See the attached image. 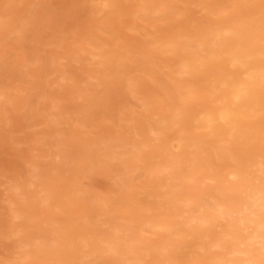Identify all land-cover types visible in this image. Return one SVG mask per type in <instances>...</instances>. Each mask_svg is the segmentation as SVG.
Listing matches in <instances>:
<instances>
[{"label": "bare ground", "instance_id": "6f19581e", "mask_svg": "<svg viewBox=\"0 0 264 264\" xmlns=\"http://www.w3.org/2000/svg\"><path fill=\"white\" fill-rule=\"evenodd\" d=\"M124 1H130L131 4L127 5L126 8H132L130 11L132 15H137L139 13H144V15L147 13H149V15H152V13L161 14L165 13L167 9L172 8V3L169 0H96V6L98 8L96 10H98L99 13H105L107 9L109 14H113L115 11L116 13H120L123 9L121 5ZM222 1L220 5L224 2L228 4L226 2L228 0ZM230 1V6H228V4L227 9H223L220 5H217V2H211L209 5L204 6L209 16V22H207V24L210 23L207 28L206 24L205 29H196L192 33L188 32L189 29L172 31L171 34H164L160 38H151L152 40H149L151 44L153 43L164 52H170L173 55L171 59L173 62L172 64L169 63V66H173L176 74V77L171 78L174 86L172 89L173 95L176 98V103L169 108L168 112L162 114L157 113L152 109L154 104L151 103V101L144 102L142 98H138L142 101V106L145 107L143 111L141 110L143 112L142 115L145 116L144 119L147 120L146 117L148 115L153 116L157 114L158 118L155 121L157 126L147 128L145 132H142V126L144 124L142 121H144V119H142L141 122L135 123L131 128L138 129V133H135V136L139 137V139H135L134 137H130L129 139L128 137L120 138L121 136L119 138H114L106 135L107 138L99 139L100 141L96 143L95 141L88 142L87 140L79 141V138L71 140L67 138L69 140L67 144H71L70 142H72V144H77L75 153L65 155L62 150L63 152L57 155L59 159H63V161L71 162V164L75 163L76 167H69V170L71 168L72 172H70V174H73L70 179L72 178L74 181H77L83 169H85L86 172L91 169L99 170L97 167L105 168V165L108 167L117 166L116 163L115 165L112 162L114 160L119 161L118 156H121L120 154L124 151L122 148L125 147L127 150L126 147L129 146L131 151L128 150L127 153H130L132 159L137 157L138 162H142L143 166L141 164V166H137L138 163L136 160L135 163H137V165L131 163L129 166L127 164L123 169H119L120 182L122 183L124 181L129 185L127 187H130L131 178L135 175L134 172L142 168L149 170V174L157 171L158 173L164 172L166 175H171V184L167 192V197H169L168 200L170 204L173 205L176 214H161L159 212L149 214L147 212L151 207L134 208L130 201L129 203L121 204L124 209H118L119 211L117 210L115 213L119 215L115 218V215L113 216L112 213L116 208L115 204L120 203V201H116L117 203L114 202L115 200L111 201L112 198L109 196L111 194L110 191L106 192V194L110 193L108 195V197L111 198L110 200L101 199L103 193H101L102 195L97 193L101 198L99 199V197H97V200L95 196H91V201L93 197L96 199L93 202L96 203V201H99V205L102 204L105 207L108 200L115 206L114 210L112 207L109 213H107L110 219L107 217L108 220H104V224L108 226V229L106 228V230L99 231L96 227L97 225L99 226L101 220L98 219L100 221L99 224L96 225L94 223L96 221H94L93 224L91 222L92 220H86L89 213L83 216V212H81L82 216L80 215L79 217L77 216L78 219L76 218V225H73V221H70L68 224L69 229L64 230V227H61L60 230L55 231L54 237H52L51 240L45 239L43 236L34 238L32 244L38 246L40 253L43 255L41 259H47V257H49L53 260V264H75L76 262L73 263V261L76 259L78 253L77 250L74 249V245L78 242L81 243V249L83 246L88 247L90 245L84 242L87 238L84 230L87 227L86 225L90 226L91 224V226L96 225L92 228V238L94 242L98 241L97 243L103 247L101 252L115 256L116 264H145L143 259L144 254H148V252L153 249L160 251L163 260L160 261L155 259L146 264H182L179 259L178 250L181 245L180 240L184 237V234L193 236L194 239L197 240V248L202 251V253H199L195 257L193 264H264V0H249V2L247 0L244 2H242L243 0ZM225 6L226 5H224V7ZM21 12L20 16H23ZM14 13L16 12L14 11ZM131 14L128 13L129 16H132ZM13 16L14 18L12 19L18 21L17 17L19 15H16L17 17H15V15ZM11 21H13L14 24L16 22L9 18L8 22H0V28L7 27L5 26L7 23L8 26L11 25L9 24ZM24 21L27 22L28 20L25 19ZM11 26L6 28V30H10H8L9 33L21 31L20 27L17 26L10 29ZM6 30H2V32L5 31L4 33H6ZM89 32L92 34L88 33L87 35V32L84 34L86 40L89 39H87L86 36L93 35V31ZM4 33H1L3 37ZM84 37L81 41L86 44L84 42ZM112 39L108 41L105 37H95L92 41L90 40L87 43V46H84L80 41L83 46H80L81 49L79 50L87 52V56L84 57V60L85 58L92 60L91 62L99 66V69L100 66L115 67L114 69L108 67V69L110 68V72L114 70L113 74L112 72L108 74L109 76L117 73L119 77L120 75L126 77V72L128 75L131 74V72L129 73L130 69L129 71L127 69L124 70L126 72L123 74L122 67L126 66L123 65L122 61L130 58L127 57V54L131 53L130 55H132L135 53V51H130L135 45L130 48L131 45L129 43H125L126 45L122 42H120V44L114 43V39ZM77 41L79 42V40ZM149 41L144 42L145 45H148ZM88 45H90V47ZM133 49L135 50L137 48ZM74 53L76 52L74 51ZM65 55L66 53L55 54L54 58L53 56L51 57V61L54 60L53 62H58L65 58ZM68 58L77 62L75 56H68ZM83 63L84 62H82V64ZM119 63H122V66H118L117 64ZM113 64L120 68H116ZM84 67H87L86 64ZM127 68L129 67L127 66ZM101 69L104 70V68ZM96 71H99L98 68L97 70L91 71L92 79L97 77L96 74L98 72ZM132 71H134L133 68ZM102 77L97 78L101 85L103 82ZM119 77L117 78L118 80ZM53 79L57 81L56 77ZM53 79L48 80V82L50 81V86L53 82L55 83ZM57 79H59V77ZM104 79L107 80V77H104ZM108 79H110V77H108ZM123 80L126 81L127 86V79L123 78ZM131 80H133V78H131ZM135 81H133L134 84L130 81L129 87L132 84L131 87L134 88L133 85H135ZM24 82L26 83V78ZM111 82L108 81V84ZM49 83L47 84L49 85ZM199 83H201V86H199ZM37 84L38 83H35L33 87L37 86ZM23 88L24 86L21 87V89L12 88L17 90V93H21V95H15L7 101L21 102L22 106L24 104H29L30 102L27 100V97L22 96V92L24 91ZM4 91L0 90V98L5 95ZM135 93L137 94L139 92L134 91V95H136ZM45 95H47V93L41 96L45 97ZM48 95L50 96V94ZM52 97L53 96H50V98ZM133 97L136 98V96ZM199 98H202V100H200L202 105L195 108V104H197L196 101ZM5 104L6 103L3 105ZM50 106L51 105H49V107ZM49 107L47 109H49ZM54 107L57 108V106H52L51 108L53 109ZM60 111L61 113L58 114L56 112V115L50 112L52 113L50 115V121H57V123H59L58 121L61 119L59 118L60 115L64 112L66 115V112H69L63 109ZM78 113H80V111ZM86 113L84 119H82V116V120L88 119L87 117L92 111L90 113L88 112L89 114ZM136 113L138 115L140 114L139 112ZM137 114H132L133 118H135L134 116ZM142 115H139V117H142ZM137 116L135 119H138ZM135 119L134 121L136 122ZM72 120L74 121V119ZM162 123H168L169 129L181 127L178 135L172 137L168 141H164V127L161 125ZM52 131L54 135L55 130ZM118 136L119 135H117V137ZM161 136L162 138H160ZM47 137H49V135ZM49 138H52L51 135ZM95 138L96 137H94V139ZM53 139L57 140L56 136H53ZM85 139L87 138L85 137ZM61 141L62 139L60 143L63 146ZM207 142L212 149H220L225 159H221L223 161L216 168H213L212 165L209 164L208 155H205V151H202V146ZM58 144L54 147L50 144V147L55 148ZM95 144L97 145L94 146ZM92 145L95 148H92ZM145 148L147 149L146 151ZM154 148L156 149L154 150ZM178 148L181 149L182 155L173 151V149ZM119 149H121L122 152H120L121 150L119 151ZM152 151L153 153H151L149 157H146V155ZM240 153L245 154L246 158H241L239 156ZM124 159H120L122 165L127 163L126 160H128L125 159L124 161ZM156 159H159L160 163L156 162ZM107 163L112 164L108 165ZM31 166L33 167L31 173L32 178L29 179L28 177L29 180L27 179V184L36 185L39 202L47 206L51 204H62L64 209L74 212L71 208L73 206L71 205L76 204L79 198H73V200L72 197L74 196L72 195V197H70V194L66 192L68 186L69 189L75 186L72 183L69 184L72 182V179L69 181L67 180V184L63 182L65 185H68L64 190V188L61 187L62 183L59 184L60 176L59 178L57 176L54 177V175L51 174L52 172H50V174L47 173L49 171L43 173V168L38 164H31ZM81 167L85 168L81 169ZM74 169L77 170L76 173ZM66 173H68V170ZM74 181L73 183L75 184ZM124 182L123 184H125ZM11 184L8 190L10 189L14 197H17V200L11 199L12 204L18 203L25 207V210L20 206L11 208L12 218H30V216H27L30 211H26V209L33 198L30 195L34 193L30 194L29 191H27L30 186L25 189L24 184L21 182L19 183L16 181L13 185ZM0 185H3V182ZM116 185L119 184L116 183ZM81 186L82 185L78 187L81 188ZM78 187L74 190L75 192H80V188L78 189ZM71 190H69V192L74 194L75 192H71ZM91 191L90 194L88 191L89 197L92 194ZM94 194L95 193H93V195ZM106 197L107 195L105 198ZM75 199L77 200L75 201ZM127 200H129V197ZM111 202H108V204H111ZM9 205H11V203ZM62 206L58 209L63 210ZM89 206H91V204ZM96 206L94 205V207ZM103 206L100 208L98 206L95 209L98 211L100 209L101 211ZM94 207L91 209L93 212ZM110 207H108V210ZM75 209L78 210V208ZM86 209L84 211L85 214L87 213ZM97 210L95 212H97ZM102 210L108 211L105 210V208H102ZM76 212L77 211H75V213ZM98 213L100 212H97V215ZM102 213L104 215V212ZM97 215L95 214L96 217ZM100 215L102 214L100 213ZM99 217L101 216L98 215V218ZM79 219L82 221H78ZM116 220L121 221L117 223ZM218 226L221 227L220 230H215L213 233L209 231V229L213 230ZM58 228L60 227L58 226ZM88 229H90V227ZM89 231L87 232L89 233ZM78 232L82 234L80 235ZM146 234L157 236V240L153 241L148 238ZM75 235L77 238H74L76 237ZM47 241L51 242L46 243ZM24 245L30 244L25 243ZM90 249L91 251L93 250L92 253L87 250L85 252L86 256L96 254L95 252H97V249H92V246ZM81 255L82 258H84L82 253L80 256ZM30 257L32 258L31 264H49L45 263L44 260H39L36 257L34 258L33 255L29 253H25L23 259H28ZM77 259L79 258L77 257Z\"/></svg>", "mask_w": 264, "mask_h": 264}, {"label": "rangeland", "instance_id": "374dc122", "mask_svg": "<svg viewBox=\"0 0 264 264\" xmlns=\"http://www.w3.org/2000/svg\"><path fill=\"white\" fill-rule=\"evenodd\" d=\"M169 1L172 3V8L167 9L165 13H152V15H149V13H147L148 15L146 13V15H144V13H139L140 15H132L130 13L132 8H126L127 5L131 4L130 1L123 2V4L121 5V8L123 9L120 13H116L115 11L113 12V14H109L107 12L108 9L105 10L107 13H99L98 10H96L98 9L96 6V0H0V22H8L9 18L16 21V19H12L14 18L13 15H15V17L19 15L17 17L18 21H16L15 24L13 23V21H11L9 24L13 26H9H11L10 29L16 26L20 27L21 29L20 32L18 31L19 33H9V29L6 30V28L9 27L8 23L5 25L7 27L0 28L1 33L5 32H2V30H6V33H4V37L0 33V90H5V95L0 98V101L6 103L5 105H3L4 103L0 102V184H2L3 182V185H0V264H31V257L28 259H23L25 253L33 255L34 258L36 257L39 260H44L45 263L53 264V260H51L49 257H47V259H41L43 255L40 253L38 246H36V244H32V242H34V238L43 236L45 239L51 240L52 237H54L55 231L60 230L61 227H64V230L69 229L68 224L70 221H73V225H76V221L78 219L77 216H82L81 212H83V216H86L89 213L87 215L88 217H86V220L90 219L89 221L92 220V223L96 221L94 222L96 225L99 224V220H101L103 224L100 222L99 226L97 225L96 228L99 229V231L106 230L108 226L104 224V220L107 219V217H109L110 219V216H108L107 213H109L112 207L114 210L115 206H113V203L111 202L113 200H115V203L120 201V203H118L120 206L114 203L116 205V208L112 214L113 216L115 215V218L117 217V215H119L115 212L118 209H124L122 205L124 203H129L130 201L134 208L151 207V209L147 212L149 214L158 212L161 214H176L173 205H171L170 201L168 200L169 197H167V192L171 184V175H166L164 172L158 173L157 171L149 174V170H145L144 168H142L135 171V175L132 174L135 177L133 176L131 178L130 187H127L129 185L126 184L123 180L122 181L126 184V186L125 184H123V182H120L121 180H119V169H123L127 164L129 166L131 163H134L135 165H137L138 163L137 166H143L142 162H138L137 157L132 159L129 152L128 155L127 151H131V148L129 146L126 147L127 150L125 149V147L122 148L124 151L122 154H120L121 156H118L119 161L114 160L112 162L113 164L116 163L117 166L108 167L105 165V168L103 167L104 169L102 167H97L99 170L91 169L92 172L91 170L85 172V169H83V172H79L80 175L77 181H74L71 178L72 182H70L69 184L72 183L76 187L82 185L81 188L78 187V189L80 188V192L74 191L76 189L75 186H72V188L69 189V186L65 185L68 183L66 182L67 180H71L70 177L73 174H70V172H72L71 168L76 167L75 163L71 164V162L63 161V159H59V157L57 156L63 151L65 155L75 153L77 144H72V142H70L71 144H67L69 143V140L74 138H79V141L87 140L88 142L95 141L96 143H98L105 137L107 138L108 135L109 137L111 136L114 138H119L121 136L120 138L128 137L129 139L130 137H134L135 139H139V137L135 136V133H138V129L131 128V126H133L135 123L141 122V120L145 118V116L142 115V111L145 108L142 106V101H151V103L154 104V107H152V109L155 112L161 114L168 112L169 108L175 105L176 98L173 95L174 93L172 87L174 88V86L171 78L176 77V74L173 66H169V63L172 64L173 62L171 61L173 55L170 52H164L157 45H154L153 43L151 44V41L149 40L160 38L164 34H171L172 31L174 32L178 30L189 29L190 31L188 30V32L192 33L196 29H205L207 22H209V16L204 6L209 5V3L211 2H217V5H220V2L222 0ZM244 1L246 0H243L242 2ZM247 1L249 2V0ZM226 2L229 4V2L231 1L228 0ZM12 3L14 6L12 5ZM224 3H222L223 6H220L223 9H227L230 4L228 5ZM224 5H226V8L224 7ZM20 9L22 10V12ZM14 11L16 13H14ZM20 12L23 16H20ZM9 13L11 14V17ZM128 13L135 18L129 16ZM25 19H27L28 21H24ZM208 24L206 28L209 26ZM89 31H93V35L86 36L87 39L89 38L88 40H86L84 34L87 32L86 34L88 35V33H91ZM98 35L100 37H105V39L107 38L108 41L113 38L114 43H129L131 45L130 48L133 47V45L136 46H134L133 48L137 49L134 50L132 48L130 50L133 52L135 51V53H133L132 55H130L131 53L127 54V57L130 58L126 60L124 59L122 61L123 65L126 66L122 67L123 74H125L124 72H126L124 70L127 69L128 71L130 69L129 73L131 72V74L128 75V73L126 72V77L120 75V77L122 78H120L117 73L109 76L108 74H110L111 72L113 74L114 72V70H111L110 72L109 69H114L115 67L100 66L99 69V66L94 65L91 62L92 60H88L87 58H85L84 60V57L87 56V52H82L81 50H79L81 49L80 46H83L81 44L82 38H85V40H83L86 44H84L83 42L82 43L84 44V46H87V43L90 40L92 41L93 38L99 37ZM77 40L81 42L79 43ZM147 40L149 41V43L148 45H145L144 42H148ZM88 46L90 47V45ZM74 51L76 53H74ZM61 53H66L65 58L58 61L61 65L58 62H53L54 60L51 61L52 56L54 58L55 54ZM68 56H75L77 62L69 59ZM82 62H84V65L82 64ZM85 64L87 67H84ZM121 64L119 63L117 65L122 66ZM52 65L54 68L52 67ZM117 65L114 66L119 69L120 67H118ZM127 66L129 68H127ZM131 66L134 71H132ZM92 67H97L99 71L102 70L100 72L96 71L98 73L96 74L97 77H94V79H92L91 71L97 70V68ZM108 67L110 68L108 69ZM101 68H104V70ZM168 70H170L171 72ZM87 71H89L90 73ZM88 76L91 78H89ZM55 77L57 81L53 79ZM58 77L59 79H57ZM98 77H102V85L100 81H98ZM104 77H107V80L104 79ZM108 77H110V79H108ZM118 77L122 83L117 79ZM25 78L26 83L24 82ZM123 78L127 79V86L126 81L123 80ZM131 78H133V80H131ZM51 79H53L55 83L53 82V84L50 86V81L48 82V80ZM134 79L138 82H136ZM108 81L111 82L109 83L110 86L108 84ZM130 81L133 84V81H135V85H133L134 88L131 87L132 84L129 87ZM35 83H38L37 86H35L36 88L33 87ZM47 83H49V85ZM23 86L24 91L22 92V96L27 97V100H29L30 102L29 104H24L22 106L21 102L7 101L15 95H21V93H17L18 91L12 88L21 89V87ZM199 86H201V83H199ZM134 91L139 93H135L136 95H134ZM46 93L47 95L50 94V96L53 97L50 98L49 95V98L47 97V95L43 97ZM133 96H136V98ZM138 98H142V101H140ZM200 100H202V98L197 99L195 108H198L200 105H202ZM49 105L51 106L49 107ZM52 106H57L58 109L56 107L52 109ZM48 107L49 109H47ZM61 109L69 112H66L65 115V112L63 111L64 113L59 117L61 118L58 121L59 123H57V121H50V115L52 114L50 112H53V115H56L57 113L60 114ZM79 111L80 113H78ZM91 111L92 113L89 114ZM82 112H87L86 114H89L87 117L88 119L82 120L85 118V113L83 114ZM136 112H139V115H142V117H139ZM132 114H137L138 116H136L138 119H135L136 116H134L135 118H133ZM151 116L152 115H148L146 117L147 120L144 119V121H142L144 122L142 126V132H145L147 128L157 126L155 122L158 118L157 114H154L152 117ZM72 119H74V121ZM134 119L136 120V122L134 121ZM161 125H163L164 127V141H168L172 137H176L181 128L176 127L173 129H169L168 123H162ZM52 130H55L56 132H54V135L52 133ZM48 135L49 137L51 135L52 138L50 139L49 137H47ZM52 135L56 136L57 140L53 139ZM117 135L119 136L117 137ZM85 137L87 139H85ZM94 137L96 138L94 139ZM67 138H69V140ZM160 138H162V136ZM61 139L63 146L60 143ZM54 140L57 144H59L57 147L52 148L57 145ZM50 144H52L53 146L50 147ZM96 145L97 144H95L94 146ZM94 146L92 145V148H95ZM239 147L243 148L241 146ZM156 148H154V150ZM209 148H211L210 144L208 142L204 143V145L202 146V151H205V155H208L209 164L212 165L213 168H216L223 161L221 160L224 159L223 155L220 149ZM120 150L121 149H119V151ZM146 150L147 149L145 148V151ZM153 151L148 153L146 157H149V155H151ZM173 151L175 153L178 152L179 155H182V151L179 148L173 149ZM120 152H122V150ZM239 156L241 158H246L245 154L240 153ZM124 158L128 160H126L127 163L122 165L120 163V159ZM136 160L137 163H135ZM155 161L160 163L159 159H156ZM31 164L40 165V167L43 168V173L45 171H49L47 173L50 174V172H52L51 174H53L54 177L57 176L59 178L60 176L59 184L62 183L61 187L64 188V190L65 187L68 186L66 192L70 194V197H72L73 195L74 197H72V199L81 198L80 200L75 199V201L77 200L78 204L74 202L76 204L71 205L73 206L71 208L72 210H74V212L68 209H64L62 204H51L53 207L51 205H48V207L47 205H43V203L39 202L40 200L39 195L36 192L38 191L36 185L27 184L28 180L32 178L31 173L33 167L31 166ZM107 164L111 165L109 163ZM69 167H71L70 170ZM82 168L85 167H81V169ZM65 170L66 172L68 170L69 175L65 172ZM115 170L116 172L118 170L119 173L117 172V174ZM74 172L76 173L77 170L74 169ZM64 174L66 177L64 176ZM61 175L65 178H63ZM113 176L117 179H114ZM15 180L19 183L21 182L22 184H24L25 189L30 186L29 189L31 190L28 189L27 191H29L30 194L34 193L32 195L29 194L33 198L31 199V202L26 209V211H30L28 214L26 213L27 216H30V218H12V212L10 211L11 208L20 206L23 210H25L24 205H19L18 203L14 205L12 204V200H17V197H14V195L12 194L10 189L8 190V188L10 187L9 185L11 183L14 184L16 182ZM73 181L75 182V184L73 183ZM63 182L66 183L64 184ZM116 183L119 185H116ZM69 190L75 193H70ZM88 191L89 194L90 191L92 193L90 197ZM107 191H110L111 194H106ZM93 193L95 194L93 195ZM97 193L99 195H102L101 193H103L102 198ZM106 195L107 197L105 198ZM108 195L112 199L108 197ZM91 196H95L97 200V197H99V199H111V201L107 200V204L104 207L102 204L99 205V201H96V203L93 202L96 200L93 197L91 201ZM126 196L127 198L129 197V200H127ZM108 202H111V204H108ZM10 203L11 205H9ZM90 204L91 206H89ZM75 205L79 206L77 207ZM94 205H97L96 207L99 206V208L103 206L102 208H105V210H108V207H111L108 211H104L101 208V211L104 212L103 215L99 208V211L95 209L96 207H94ZM117 205L119 206V208ZM61 206L63 210L58 209ZM83 207L85 209L88 207L86 209V214ZM93 207L94 212L93 210H91ZM75 208H78V210ZM96 210L103 215L102 216L100 215V213H98V215L102 218H98L97 212H95ZM75 211L77 212L75 213ZM95 214L97 215V217L95 216ZM78 221L81 222L82 220L79 219ZM120 221L121 220H116L117 223H119ZM96 225H86L87 227L84 230V233H87H85L87 238L84 240V242L90 244L88 247L83 246L81 249L80 245L82 244L76 241L78 243L74 245V249L77 250V257L79 259H77L76 257L77 260L74 259L73 263L78 262L77 264H116L115 256H111L109 253L101 252L103 247L97 243L98 241L94 242L92 238V228H94ZM103 225L106 227H104ZM58 226L60 228H58ZM88 226L90 227V229H88ZM220 228L221 227L218 226L213 230L209 229V231H212L213 233L215 230H220ZM87 231H89L90 234ZM78 234H80V232H78ZM147 236L153 241L157 240V236L155 235L148 234ZM74 238H77V236ZM180 241L181 245L180 249L178 250V255L181 263L193 264L195 257L199 253H202V251L199 250L196 246L198 244L197 240L194 239V237L191 235L184 234V237H182ZM50 242L51 241H47L46 243ZM25 243H28L30 245H24ZM91 246L92 249H97V252H95L96 254L94 255L86 256L85 252L87 250L92 253L93 250L91 251ZM79 253H82L84 258H82V255L80 256ZM143 259L144 263L146 264L155 259L162 261L163 256L160 254L159 250L153 249L148 252V254H144Z\"/></svg>", "mask_w": 264, "mask_h": 264}]
</instances>
